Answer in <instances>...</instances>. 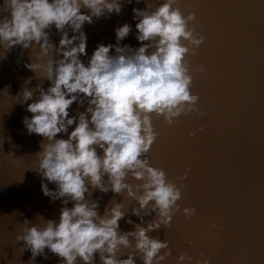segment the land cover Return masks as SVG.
Wrapping results in <instances>:
<instances>
[{"label": "clouds", "instance_id": "clouds-1", "mask_svg": "<svg viewBox=\"0 0 264 264\" xmlns=\"http://www.w3.org/2000/svg\"><path fill=\"white\" fill-rule=\"evenodd\" d=\"M143 2L144 10L132 9L137 21L135 38L141 46H121L132 31L125 23L114 29L116 44H98L87 65L81 59L87 56L83 26L106 13L108 17L119 15L120 0H3L0 5V14H8L0 18V48L7 53L17 46L25 50L38 47L37 62L25 67L50 82L47 90L41 83L31 90L23 87L16 96L31 113V118L22 119L28 135L43 138L41 151L36 153L37 172L42 180L56 186L50 190L42 183V193L65 205L58 223L40 214L39 225L29 226L31 222L24 220L16 240L24 242L33 259L43 256L47 249L60 258L61 264H96L97 254L99 264H136L137 259L142 264H163L171 256L169 244L149 233L170 228L177 212L185 220L196 215L195 208L181 209L178 203L184 185L178 187L163 168L152 167L147 154L159 136L153 117L172 127L182 116H205L198 107L200 97L192 93L191 71V57L205 37L190 27L196 14L185 16L179 0H163L159 6ZM82 8L89 14H83ZM53 26L60 34L58 46L50 40ZM113 49L115 55L110 54ZM196 71L204 74L205 68ZM30 83L31 78L25 81ZM34 93H38L35 98ZM74 103L78 108L87 107L70 116ZM201 131L203 127L189 136ZM58 134L67 135V139L57 138ZM190 171L186 169L178 179L186 180ZM129 178L137 183L126 182ZM96 190L126 193L136 202L138 207L132 208V215L140 223L127 220L133 231H120L119 222L126 214L122 203L110 201L103 215L99 213L98 200L90 199ZM70 202L71 208L67 207ZM153 214L154 218L145 223L144 217ZM211 229L219 231L221 226L214 223ZM132 240L134 252L121 259L118 253L132 248ZM186 243L191 246L193 242ZM176 264H193V257L181 253ZM195 264L211 261L201 253Z\"/></svg>", "mask_w": 264, "mask_h": 264}, {"label": "water", "instance_id": "water-1", "mask_svg": "<svg viewBox=\"0 0 264 264\" xmlns=\"http://www.w3.org/2000/svg\"><path fill=\"white\" fill-rule=\"evenodd\" d=\"M146 2L159 6L163 0ZM120 3L119 15L112 13L108 17L106 13L99 20L94 17L93 24L83 26L87 56L81 59L85 65L98 44H116L114 29L125 23L132 31L121 46H141L135 38L137 21L132 9L144 10L146 4L143 0L139 4L135 0L131 4L127 0ZM179 7L185 16L189 12L196 14L190 27L194 26L205 37L204 44L191 57L192 93L200 97L198 107L205 116H182L172 127L162 118L153 117L159 136L147 158L152 167L163 168L167 178L178 187L184 185L178 201L181 209L197 211L190 220L177 212L170 228L162 227L149 235L169 244L171 256L163 264H176L181 253L192 256L193 264L201 253L211 264H264V0H179ZM81 12L89 14L83 8ZM3 15L8 14L2 13L0 18ZM49 35L58 46L60 34L54 26ZM72 35L69 31V38ZM38 53V47L25 50L17 46L7 53L0 48V57H7L0 58V264H61L60 258L47 249L43 256L33 259L24 242L16 240L22 234L25 219L31 222L29 226L39 225L40 214L45 220L58 223L60 209L65 206L61 200L52 201L42 193V183L50 190L56 187L42 180L37 172L36 153L41 151L43 138L28 135L22 119L31 118V113L16 98L23 87L31 90L42 83L47 90L50 86L39 73L25 67L37 62ZM110 54L115 55L114 49ZM201 66L205 68L204 74L196 71ZM29 78L31 83L25 84ZM85 108L74 103L70 116ZM201 127L203 131L189 136ZM73 128H69V134ZM57 138L67 139V135L58 134ZM189 168L187 179L179 180ZM126 182L137 183L130 178ZM90 199L98 200L101 215L110 201L122 203L126 214L119 222L121 232L134 230L127 223L129 219L133 224L140 223L132 215V208L138 205L126 193L104 194L96 190ZM72 206L71 202L67 205ZM154 215L145 216V223ZM214 223L221 230L211 229ZM187 240L193 242L191 246ZM132 245L121 249L118 256L126 259L128 253L134 252V240ZM136 264L142 262L137 259Z\"/></svg>", "mask_w": 264, "mask_h": 264}]
</instances>
